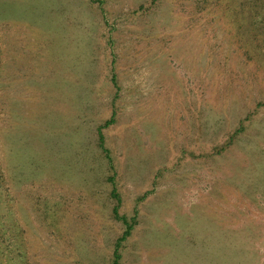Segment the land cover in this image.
<instances>
[{"label": "rangeland", "instance_id": "obj_1", "mask_svg": "<svg viewBox=\"0 0 264 264\" xmlns=\"http://www.w3.org/2000/svg\"><path fill=\"white\" fill-rule=\"evenodd\" d=\"M117 205L121 264H264V0H0V264H113Z\"/></svg>", "mask_w": 264, "mask_h": 264}, {"label": "trees", "instance_id": "obj_2", "mask_svg": "<svg viewBox=\"0 0 264 264\" xmlns=\"http://www.w3.org/2000/svg\"><path fill=\"white\" fill-rule=\"evenodd\" d=\"M110 123H112V120H110L109 122H107V125H109ZM234 137H231V139H233ZM99 145L101 146V148L104 149V151H107V148L104 145V134L102 132V127L99 128ZM119 205L115 206L114 208V213L117 219L123 221V223L127 226L126 230L124 231L123 235L118 239L117 243H116V248H115V252H114V261L113 264H121V257L122 254L120 252V247L122 246V242L125 241L132 233V230L134 228V221L133 220H129V218L126 215H122L120 214L119 211Z\"/></svg>", "mask_w": 264, "mask_h": 264}]
</instances>
